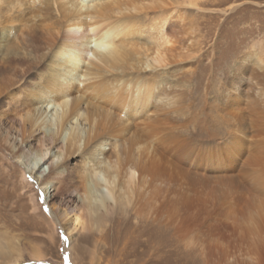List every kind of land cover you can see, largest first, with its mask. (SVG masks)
Listing matches in <instances>:
<instances>
[{"label":"bare ground","instance_id":"6f19581e","mask_svg":"<svg viewBox=\"0 0 264 264\" xmlns=\"http://www.w3.org/2000/svg\"><path fill=\"white\" fill-rule=\"evenodd\" d=\"M142 1L0 0V125L2 117L10 122L5 131L0 127V140L37 174L45 195L53 188L50 200L61 196L60 207L53 203L50 209L69 235L93 227L103 231L105 215L124 205L126 214L109 224L121 235L131 230L132 245L125 247V255L142 260L155 247L150 244L159 233L156 220L165 212L171 189L184 179L194 195L183 198L182 223H196L217 236L215 250L221 253L213 250L206 257H215L218 264L238 259L264 264V116L257 111L264 90L256 87L264 77L262 47L244 55L221 86L214 110L218 119L215 113L207 119L194 113V127L204 126L212 145L224 151L207 147L194 132L163 133L167 123L184 120L178 105L193 89L190 79L173 82L163 75L179 56L173 52L178 37L168 10L141 21L140 15L148 14ZM39 12L44 24L27 26ZM20 16L25 23L14 28ZM8 74L13 77L5 87ZM215 123L224 127L221 133L210 130ZM227 143L234 145L231 159L237 155L242 161L237 168L229 160ZM52 148L57 152L48 155ZM76 155L80 159L72 174L69 162ZM216 191L222 194L221 206L214 201ZM179 229L185 226L176 222ZM38 250L30 256L40 259Z\"/></svg>","mask_w":264,"mask_h":264},{"label":"rangeland","instance_id":"374dc122","mask_svg":"<svg viewBox=\"0 0 264 264\" xmlns=\"http://www.w3.org/2000/svg\"><path fill=\"white\" fill-rule=\"evenodd\" d=\"M191 1L192 3H189ZM191 1H142V9L148 14H141V21L145 19L143 16H147L146 18L149 19L151 13H156L161 9L168 10L172 24L171 30L178 37V45L175 46L173 52L177 51L179 56L175 62L171 60L173 64L167 67V72L163 75H165L166 80L170 78L173 82L176 81V78L180 80L183 78L190 79L193 89L192 94L188 96L189 98L178 105V116L184 120L167 123L163 133L194 132L207 147L210 146L216 152L224 151V147L218 149L217 145H212L211 139L213 138L206 134V131L203 130L204 126L203 128L194 127V113H196L195 115L200 114L202 119L205 117L207 119L208 115L215 113L214 115L218 119L215 111L220 105L218 98H222L219 97L221 86L227 84L232 76V71L239 65L238 61H241L243 56L250 51L257 53V45L262 47L261 53L264 55V0ZM27 4L24 3L18 12L25 9ZM5 5L7 4L3 3L2 7ZM49 10L53 16H56L54 7ZM18 12H14L13 15L17 17ZM25 12L26 15L24 13L23 15L29 17L27 10ZM42 15L43 13L39 12L38 17L26 22V25L29 27L34 26V24L35 26L43 25ZM23 18L25 17H18V21L16 20L12 26L14 28L21 27L20 23H25ZM144 21L149 22L146 19ZM36 35L38 36V32ZM200 74L202 78H200ZM8 77L5 87L9 85V80L13 75L9 76L8 74ZM256 87L264 90V77L260 79ZM20 97L19 94L17 99ZM12 105V102L8 103L6 110ZM261 105V107L257 106V111L264 116V102ZM242 114L246 117L245 112ZM243 116L241 115V118L245 119ZM9 123L8 119L5 120L2 117L0 127L3 131L8 128ZM216 125L215 123L213 127H208L211 131L221 133L224 127ZM14 133L17 134L18 132L12 130V134ZM166 135L168 134L163 136ZM0 137H2L1 131ZM250 143H252L251 140ZM3 144L0 140V264H130L129 260H135L132 256L127 257L124 252L125 247L128 248L132 245L131 230L128 229L121 235L109 224V219L116 216L120 217L122 213L126 214L127 209L124 205L119 206L117 210L113 208L110 213L105 215L108 226L103 231H98L93 227V231L74 232L69 235L59 221L56 212L50 209L53 203L60 207L61 196L50 200L49 194L53 188L48 189V196L45 195L42 183L37 179V174L35 172L30 173L29 170L25 169L21 161L13 157ZM227 144L229 148L227 146L228 150L226 151L230 153L228 154L229 160H232L235 168H237L236 166L240 165L242 161L237 158V155L231 159V154L235 155V152L232 151L234 145ZM55 150L57 149L48 150V155L55 154L57 152ZM79 159V156L76 155L69 162L70 171H73L72 174H75L77 170L76 165H78ZM229 160L228 162H230ZM45 165L46 170L47 166ZM206 169L208 170V168ZM198 171H200L199 174L206 175V171L199 169ZM234 172H237V169ZM221 174L219 175L222 176ZM185 182L182 179L171 189L172 192L166 200L168 204L165 207V212L164 214L161 212L156 220L159 233L155 237V243L150 244V246L155 247L147 249L145 254L141 255L142 260H135V264H218L215 257H206L209 252L215 250L217 236H209V233L213 235L214 232L208 231L209 233H207L206 229H202L204 226L196 225V223L192 227H187L182 223L183 198L186 195H194ZM157 188L160 189L163 186L158 185ZM221 198L222 194L216 191L214 201L216 203L219 201L218 206H221ZM165 218H168L166 222L167 233L162 231L166 228L165 226L163 228ZM132 221H137L134 215ZM176 222L183 224L185 229L176 231ZM142 227L143 225L139 226L140 229ZM7 240L13 245H8ZM223 240L225 241V239ZM225 243L227 242L225 241ZM20 249L23 250V253L16 261L15 257ZM36 249L40 251V259L30 256V252ZM214 252L221 253L217 249ZM150 254L153 257H150L151 260L146 262ZM239 260L233 261V264H241L242 262L239 263ZM224 263L223 261L219 264Z\"/></svg>","mask_w":264,"mask_h":264}]
</instances>
